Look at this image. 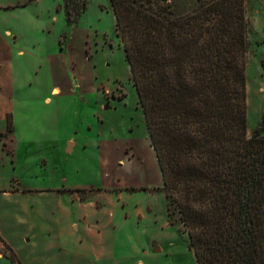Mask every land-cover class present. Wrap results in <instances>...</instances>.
<instances>
[{
	"label": "rangeland",
	"instance_id": "obj_1",
	"mask_svg": "<svg viewBox=\"0 0 264 264\" xmlns=\"http://www.w3.org/2000/svg\"><path fill=\"white\" fill-rule=\"evenodd\" d=\"M5 1L22 5L0 9V27L19 29L28 55L13 59V96L6 94L12 134L0 109V264H197L187 233L168 218L109 0H76L73 25L65 0ZM248 10L251 137L264 117V0H248ZM2 76L11 86L12 77ZM74 194L112 211L103 218L111 221L113 259L95 262L63 245L69 221L62 209L78 205Z\"/></svg>",
	"mask_w": 264,
	"mask_h": 264
},
{
	"label": "trees",
	"instance_id": "obj_2",
	"mask_svg": "<svg viewBox=\"0 0 264 264\" xmlns=\"http://www.w3.org/2000/svg\"><path fill=\"white\" fill-rule=\"evenodd\" d=\"M109 2L170 223L197 264H264V117L249 137L248 0ZM64 10L75 24L76 0Z\"/></svg>",
	"mask_w": 264,
	"mask_h": 264
},
{
	"label": "crops",
	"instance_id": "obj_3",
	"mask_svg": "<svg viewBox=\"0 0 264 264\" xmlns=\"http://www.w3.org/2000/svg\"><path fill=\"white\" fill-rule=\"evenodd\" d=\"M19 5H22L20 2L17 4L12 1H5L0 3V9L10 10L18 8ZM62 38H60L61 41ZM21 40V34L19 29H15L11 24L0 27V49L3 53L0 54V109L2 107V116L8 117V106L6 94L10 93L11 97L13 96V87L14 83V67L15 62L13 59L15 57H21L28 55V52L19 47V42ZM13 41V43H12ZM59 41V43H60ZM40 43V42H39ZM36 46V44H35ZM30 53V52H29ZM33 57V54H29ZM46 62L50 61V58L47 56L45 58ZM38 69L44 68V63H38ZM8 80L9 77H12V84L9 85L8 81L2 79L3 76ZM10 80V78H9ZM11 81V80H10ZM61 90L58 86L52 89V93H60ZM46 100L49 101L50 98L46 97ZM12 116V115H11ZM13 118V117H12ZM8 134H12V131H8ZM13 139V137H11ZM75 142L74 140H70ZM12 147H15L14 139L11 141ZM72 148L75 144L70 143ZM19 192H22L19 190ZM8 196L11 195L10 192L6 193ZM72 203L79 202L73 210L64 207L62 209L63 214L66 215L68 219V225L62 229L60 237L63 240V245L65 247L74 246L79 253H85L87 256L94 258L95 262H100L102 260L113 259L114 253L111 250V241L112 236L107 232L108 228L111 226V221H104L108 214L111 216L112 211L107 214V210L98 209L94 200L89 198L84 201L79 197L78 194H74L71 197ZM111 201L109 202V204ZM115 207V205H114ZM100 216H102L100 218ZM81 256V255H79Z\"/></svg>",
	"mask_w": 264,
	"mask_h": 264
}]
</instances>
